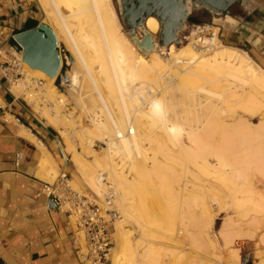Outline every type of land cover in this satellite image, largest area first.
<instances>
[{
  "label": "bare ground",
  "instance_id": "6f19581e",
  "mask_svg": "<svg viewBox=\"0 0 264 264\" xmlns=\"http://www.w3.org/2000/svg\"><path fill=\"white\" fill-rule=\"evenodd\" d=\"M36 1L69 48L73 67L62 77L70 96L79 101L86 89L99 101L98 111L89 110L92 127L83 129L84 150L76 152V159L89 190L102 195V177L108 173L116 191L125 219L113 232L111 264L152 257L157 232L167 244L177 243V226L188 231L192 204L202 220L196 237L200 246L217 248L207 231L216 207L231 213L220 229L225 245L257 237L264 264V194L256 187L257 179L264 181V71L245 52L222 44L217 33L181 47L179 38L167 50L160 47L161 21L155 16L138 28L142 39L135 33L129 37L113 0ZM193 6L197 4L186 1L187 15ZM157 46L163 49L157 51ZM28 69L44 80L45 95L55 101L53 80ZM19 87L24 83L13 88L15 94ZM70 117L48 119L67 141L75 140ZM28 138L35 141L31 134ZM95 139L107 145L103 158L94 152ZM42 150L43 169L52 171L44 145ZM91 155V169L85 170L82 162ZM47 184L54 190L53 183ZM126 224L137 225L140 240H134ZM78 241L83 244L82 237ZM142 243L144 254L137 250ZM240 250L231 255V264H241Z\"/></svg>",
  "mask_w": 264,
  "mask_h": 264
},
{
  "label": "crops",
  "instance_id": "0c3cea01",
  "mask_svg": "<svg viewBox=\"0 0 264 264\" xmlns=\"http://www.w3.org/2000/svg\"><path fill=\"white\" fill-rule=\"evenodd\" d=\"M204 9L193 6L188 18L201 20ZM216 18L222 20L218 29L226 46L245 52L264 71V0H237L228 13ZM39 24L31 0H0L1 264H76L82 244L77 223L46 195L49 182L40 176L46 173L39 142L49 154H61L56 131L10 87V60L17 57L14 51L21 53L14 37Z\"/></svg>",
  "mask_w": 264,
  "mask_h": 264
},
{
  "label": "rangeland",
  "instance_id": "374dc122",
  "mask_svg": "<svg viewBox=\"0 0 264 264\" xmlns=\"http://www.w3.org/2000/svg\"><path fill=\"white\" fill-rule=\"evenodd\" d=\"M31 1L34 5V11L36 13V17L38 18L40 23L44 22L50 25L42 6L36 0H31ZM113 4L117 11L119 20L121 22L123 32L129 37H130V34L135 33L138 35L140 39H142L144 37V34L140 32L138 28L135 29L134 32H131L130 28L125 23V20L121 14L122 10H121L120 0H113ZM223 16L224 14L213 13L212 11H209L208 9L207 10L204 9L200 11L201 20H198L196 16H193V15L190 16V18H188L184 22L182 28L178 31L177 36L180 39V42L176 44L179 47H181L188 43H192L193 40L197 39L198 37L210 38L213 33H217V38L220 39L222 44L226 45L220 37V29H218V27H220L222 24V20L220 18H216V20L214 21L215 17H223ZM58 40L60 43L61 54L63 57L62 69L55 79H50L46 75V77L49 80H54L53 84L57 88L58 93L56 94L55 101L50 100L45 95V91L41 85V83L44 80H42V78L40 79V77H38L37 74L29 73L30 72L28 69L29 67L22 62V58H20L22 54L19 51H18V54L15 51L13 52L14 55L18 57V61H17V57L11 58L10 60V65H11L10 73H9V79L11 80L10 87H11L12 92L14 93L13 88L18 86L19 82H23L25 87L24 88L19 87L20 93L19 94L14 93V94L20 100H23L25 103H27L28 106L31 109H33V112L37 115V117H39V119L43 120V122L46 125H49L51 128L55 129L56 131L57 140L59 142L58 143L59 148L61 149V154L59 153H56V155L49 154V157H50L49 162L52 166V171L45 170L46 175L40 174V176L46 178L49 183H53V188H55L57 192L56 194H59L61 196H63L64 194L63 193L64 191L61 190L62 186L60 185V177L63 172L68 173L69 185L74 191L84 194V195H96L94 192H92L86 187L85 185L86 180H87L85 178L86 176L83 175V173H80L78 171L76 152L84 150L81 143L83 142L82 141L83 138L84 140L86 139L84 136L85 134L82 131L84 128L85 129L87 128L89 130L92 127V121L90 118L93 112L89 110L98 111L99 101L98 100L96 101L95 99H93L90 93H88L86 89L83 92H85L87 95L81 92L82 93L80 95L81 98L80 96L77 98L79 101L77 100L75 101L76 97L70 96L69 91H67L68 86L63 84L62 76H64L65 73L71 70L73 66L70 65V63L72 61L70 60L68 56V54L70 53H69V48L67 44L62 39H59V37H58ZM156 41L158 42L160 47H167V45L161 44L159 35L156 38ZM160 47L157 46V51L163 49ZM165 49L167 50L168 47ZM139 52H141V50H139ZM87 98L89 99L92 98L93 100L92 99L91 100L93 102L92 101L90 102V100ZM94 100H95V103H94ZM59 101H64V103L63 104L59 103ZM92 103H94L95 105L94 104L92 105ZM83 104L85 105L86 108L84 107ZM93 106H95L96 108ZM82 109L84 110L82 111ZM56 114H60L62 119L63 118L71 119L70 115H72V118L75 123V129H76V132H72V134L75 137V140L69 138V141H67V137L65 136L64 133H61L58 128L49 124L48 119L50 118L52 120H56L55 119ZM258 119L259 118H256L255 122H257ZM23 129L27 131L25 128ZM33 142L38 143L36 139ZM39 143L42 146L41 147L42 149L43 144L41 142ZM106 148H107V145L104 142L98 139H95V148H94L95 151L94 152L99 158L104 157V150ZM84 159L85 161L83 160L82 164L87 165L84 167L85 170H90L91 169V167L89 166L90 161L94 160V156L91 155V157L88 159L84 157ZM104 175L106 178L109 177L108 173H105ZM107 181L111 183L110 180L107 179ZM256 187L261 193L264 194V181L261 178L257 179ZM103 189H106V185L104 182H103ZM156 204L157 206L159 204L158 207H162V205L159 202H157ZM115 205H116L117 210L120 212L121 217L115 222L114 232L116 231V227H117L116 225H118L119 222L125 219L121 212V206L117 204L116 202H115ZM192 205L193 206L189 207L191 209L188 210V212L191 215V218L188 221V225H189L187 228L188 231L182 228L181 224L178 225L179 227L177 226L178 242L174 244L170 242L171 244H167L169 242L166 240H163L164 239L163 235H161L159 232L155 233V239H154L155 244H154V241L152 243L153 244L152 246L155 245L153 248L155 249L154 250L155 252L153 253L152 257H148L146 260H144L141 256L138 257L137 264H145V263L146 264H231L232 262L231 255H233V253L235 252L237 248L241 249L240 250L241 264H260L262 257L260 256V253H259L261 251H260V248L258 247L257 237H255L253 240L238 239L237 241H235L234 244L230 246H226L225 243L222 241V238L220 235L221 234L220 229H221V226L224 224V222L227 220L226 218H229L231 214L229 213L230 211L229 212H219L218 208L216 207L213 209V214L216 216L214 218L215 219L214 224L212 223L211 225L212 227L210 226L211 230L203 229V231L207 230L209 232L210 237L217 243V248L213 251L212 248H211L212 250L210 248L207 249L208 247L205 244H202V246H200L201 244L197 243L196 237H199L202 231V229L199 228V223H202L201 222L202 220H201L198 207L194 204ZM61 209L63 210L64 208L62 207ZM72 221L75 223V218L74 219L72 218ZM125 226H126V229H128L129 232H131V234L133 235L134 240L136 241L140 240L141 237L139 233L138 232L136 233V231L134 230V227L135 229H137L136 224H134V227L130 224H126ZM145 244L146 243H142L141 246L137 247V250L140 254L145 253L146 249L143 248L144 247L143 245ZM166 245H170V246H166ZM203 254H205V256ZM126 259L128 261L127 263H129L130 260L132 259L130 252H127ZM214 259L216 260V262Z\"/></svg>",
  "mask_w": 264,
  "mask_h": 264
},
{
  "label": "water",
  "instance_id": "95a60500",
  "mask_svg": "<svg viewBox=\"0 0 264 264\" xmlns=\"http://www.w3.org/2000/svg\"><path fill=\"white\" fill-rule=\"evenodd\" d=\"M122 17L131 32L141 27L146 18L155 16L161 21L159 33L162 45L177 41V33L188 19L187 0H121ZM217 14L230 11L237 0H190ZM22 62L32 70H39L52 79L60 73L63 65L60 43L53 28L47 23L17 33L14 37ZM69 58L70 55L68 54ZM1 264V263H0Z\"/></svg>",
  "mask_w": 264,
  "mask_h": 264
},
{
  "label": "built area",
  "instance_id": "2783aa9c",
  "mask_svg": "<svg viewBox=\"0 0 264 264\" xmlns=\"http://www.w3.org/2000/svg\"><path fill=\"white\" fill-rule=\"evenodd\" d=\"M215 33L211 37H214ZM11 81V80H10ZM106 189L101 196L84 195L74 191L69 185L68 173L63 172L60 185L63 196L56 189L45 193L56 205L75 218L83 244L80 245L76 264H111L110 251L114 246L113 232L115 222L121 217L117 210L116 191L112 183L102 177Z\"/></svg>",
  "mask_w": 264,
  "mask_h": 264
},
{
  "label": "flooded vegetation",
  "instance_id": "af4514ba",
  "mask_svg": "<svg viewBox=\"0 0 264 264\" xmlns=\"http://www.w3.org/2000/svg\"><path fill=\"white\" fill-rule=\"evenodd\" d=\"M120 4H121V10L123 9V7H122V1L120 0ZM122 14V13H121ZM151 18V17H150ZM149 19V18H148ZM147 19V20H148ZM147 20H146V22H147ZM146 22H145V24H146ZM145 26V25H144ZM140 30V29H139ZM155 38H156V36H155ZM153 51V50H152ZM151 52V51H150Z\"/></svg>",
  "mask_w": 264,
  "mask_h": 264
}]
</instances>
